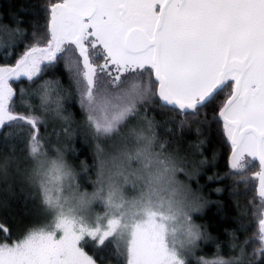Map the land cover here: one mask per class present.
I'll list each match as a JSON object with an SVG mask.
<instances>
[{
  "label": "snow or ice",
  "instance_id": "6c2138e0",
  "mask_svg": "<svg viewBox=\"0 0 264 264\" xmlns=\"http://www.w3.org/2000/svg\"><path fill=\"white\" fill-rule=\"evenodd\" d=\"M34 15L32 42L14 64L0 66V130L20 129L0 131V180L7 182L14 155L2 153L26 136L27 180L53 220L0 243V264H185L201 237L191 214L202 205L177 178L183 169L159 140L150 110L173 113L164 123L181 130L211 110L202 121L208 138L230 145L232 170L258 162L264 202V0H47ZM16 46H4L5 61ZM60 61L86 114L75 128L72 114H63L73 96L59 79L21 89L24 110H14L13 82L34 84ZM38 112L67 127L45 137ZM61 134L82 135L84 151L89 137L94 142L93 164L82 160V173L67 149L42 150V140ZM97 206L104 214L93 222ZM259 230L264 242V218ZM0 231L8 237L3 224Z\"/></svg>",
  "mask_w": 264,
  "mask_h": 264
},
{
  "label": "trees",
  "instance_id": "16d2710c",
  "mask_svg": "<svg viewBox=\"0 0 264 264\" xmlns=\"http://www.w3.org/2000/svg\"><path fill=\"white\" fill-rule=\"evenodd\" d=\"M47 0H0V66L5 63L12 65L24 51V45L30 44L34 12L42 8ZM43 24V19L40 20ZM19 30V31H17ZM15 41V55L8 61L3 59L9 50L5 45ZM59 79L62 86L69 89L73 99L64 104V115L72 114L73 128L82 125L86 114L78 105V93L71 84L68 73L60 61L55 70H46L36 83L26 79L13 82L15 93L14 110L23 112L19 99L20 90L33 91L44 80ZM225 95H221L214 106L218 112ZM31 103L34 107L40 104L39 97L33 96ZM45 115L47 120L45 137L53 130L63 133L67 127L54 115ZM213 112H201L197 120H192L183 130L164 123L173 113L160 109L149 111L148 117L158 123L157 136L161 142H166L168 153L175 155L183 171L177 173V178L197 196L202 205L200 211L191 214L192 222L199 229L201 237L190 251L183 255L185 264H203V261H223L225 264H264V250L259 240V220L264 217V207H260L261 198L256 193V180L253 177L254 166L245 167L244 171L232 170L229 166L231 156L230 145L226 140L213 136L208 138L202 124L205 117L211 118ZM179 120V117H177ZM200 128V132L197 129ZM171 129V131H169ZM0 131L19 132L20 129L6 128ZM10 140L12 137L9 138ZM89 148L84 151L82 135L69 138L61 134L51 135L50 139L42 140L43 151L51 153L55 148L67 149L66 156L78 172H83L81 161L87 165L93 164L92 149L94 142L89 137ZM203 142V143H201ZM77 149L76 153L71 151ZM84 154H81V152ZM14 155H11L13 154ZM3 156L11 155L10 175L7 182L0 180V224L9 229L5 238L0 231V243H13L22 239L29 229L50 226L53 216L46 213L42 204V196L27 180L31 168V161L25 163L28 157L27 137L15 147L7 148ZM19 161V164H17ZM248 169L251 171L249 172ZM95 179V172L91 173ZM88 191L92 190L86 184ZM104 209L97 206L93 211V222L97 215L103 216ZM106 223V221H105ZM85 251L91 253L89 247ZM114 264V262H112Z\"/></svg>",
  "mask_w": 264,
  "mask_h": 264
},
{
  "label": "flooded vegetation",
  "instance_id": "af4514ba",
  "mask_svg": "<svg viewBox=\"0 0 264 264\" xmlns=\"http://www.w3.org/2000/svg\"><path fill=\"white\" fill-rule=\"evenodd\" d=\"M227 91H230V89H228ZM226 96V95H225ZM250 166H254L255 167V172L253 173V177H255L256 173L260 172L261 169H260V166L258 164L257 161H253L251 164H248L246 165L245 167H250ZM256 180V188H257V185H258V179H255ZM264 203V202H263Z\"/></svg>",
  "mask_w": 264,
  "mask_h": 264
},
{
  "label": "rangeland",
  "instance_id": "374dc122",
  "mask_svg": "<svg viewBox=\"0 0 264 264\" xmlns=\"http://www.w3.org/2000/svg\"><path fill=\"white\" fill-rule=\"evenodd\" d=\"M239 171H240V170H239ZM241 171H244V170L242 169ZM248 171L251 172L249 169H248ZM252 171H255V170H252ZM260 204H261L260 207H261V206L264 207V203H263V202H261ZM259 236H261V234H259ZM259 240H260V242H261V249L264 250V242H262L260 238H259Z\"/></svg>",
  "mask_w": 264,
  "mask_h": 264
},
{
  "label": "water",
  "instance_id": "95a60500",
  "mask_svg": "<svg viewBox=\"0 0 264 264\" xmlns=\"http://www.w3.org/2000/svg\"><path fill=\"white\" fill-rule=\"evenodd\" d=\"M258 188H259V181H258V185H257V188H256V193H257V196L259 197V195H258Z\"/></svg>",
  "mask_w": 264,
  "mask_h": 264
}]
</instances>
